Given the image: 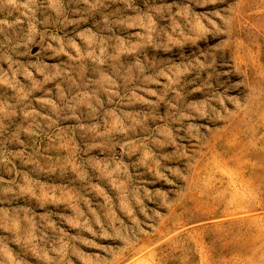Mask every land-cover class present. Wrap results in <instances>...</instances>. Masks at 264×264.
<instances>
[{
	"label": "rangeland",
	"instance_id": "rangeland-1",
	"mask_svg": "<svg viewBox=\"0 0 264 264\" xmlns=\"http://www.w3.org/2000/svg\"><path fill=\"white\" fill-rule=\"evenodd\" d=\"M0 264H264V0H0Z\"/></svg>",
	"mask_w": 264,
	"mask_h": 264
}]
</instances>
